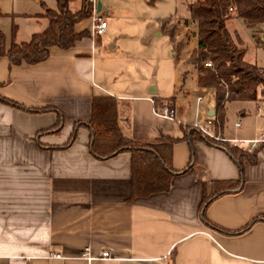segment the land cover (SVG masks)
<instances>
[{
    "label": "crops",
    "instance_id": "0c3cea01",
    "mask_svg": "<svg viewBox=\"0 0 264 264\" xmlns=\"http://www.w3.org/2000/svg\"><path fill=\"white\" fill-rule=\"evenodd\" d=\"M107 12L101 6L103 17ZM87 27L81 22L75 30ZM4 28L9 45L12 35ZM105 41L106 33L68 50L51 48L35 65L11 66L0 58V264H264V147L241 170L225 150L192 136L171 148L170 167L179 172L170 188L148 196L132 194L130 153L106 160L90 154L86 124L94 97L116 99L122 133L140 144L189 136L185 126L156 117L151 101L175 98L182 123L215 115L212 90L198 88L194 100L184 89L166 97L149 79L131 90L118 80L120 70L108 76L98 60L114 53L116 43L106 48ZM251 103L255 114L242 111L247 123L235 122L224 137L263 135L264 102ZM239 178V188L203 207L209 183Z\"/></svg>",
    "mask_w": 264,
    "mask_h": 264
},
{
    "label": "trees",
    "instance_id": "16d2710c",
    "mask_svg": "<svg viewBox=\"0 0 264 264\" xmlns=\"http://www.w3.org/2000/svg\"><path fill=\"white\" fill-rule=\"evenodd\" d=\"M154 1L151 0L150 4ZM55 2L56 10L45 8L41 16L47 20V27L41 33L33 34L28 41L15 42L14 29L11 43L7 45L6 37L0 31V58H7L11 66L35 65L49 57L51 48L68 50L89 38L86 30L76 32L75 27L90 18L91 4L84 1L81 10L72 12L70 0ZM229 9L233 11L231 14ZM187 10L189 24L195 29V46L186 62L196 71L197 86L214 92L212 131L223 138L228 103L264 102V68L244 61L245 51L229 33L226 22L233 17L239 18L251 29L264 24V0H190ZM167 33L174 41V33ZM156 102L157 106L166 103L162 100ZM47 110L43 108L34 112ZM79 125L77 123L75 129ZM86 127L90 130V154L93 157L106 160L122 152L130 153L133 196H148L170 188L173 175L179 172L170 167L171 148L179 142L192 141V136L225 150L241 170L243 161L254 164L258 151L264 147L263 143L253 151L244 150L227 142L211 140L187 127L188 134L185 133L189 136L181 139L162 138L158 143L140 144L124 136L119 126L117 101L108 96L93 98L91 117ZM241 180L209 183L203 207L211 199L239 188Z\"/></svg>",
    "mask_w": 264,
    "mask_h": 264
},
{
    "label": "rangeland",
    "instance_id": "374dc122",
    "mask_svg": "<svg viewBox=\"0 0 264 264\" xmlns=\"http://www.w3.org/2000/svg\"><path fill=\"white\" fill-rule=\"evenodd\" d=\"M84 1L70 0V10L78 12ZM189 1L155 0L150 4L151 0H95L96 4L100 3L108 9L105 16L107 29L104 46L108 48L110 44L116 43L115 54L107 52L98 60L99 64L107 66V75L120 70L118 80L129 82L131 90L142 80L149 79L156 83L160 94L167 95L166 97L173 96L174 90L184 89L190 91L189 98L194 100L199 88L196 71L187 62L180 61L182 57L189 56L195 46V38L191 37L195 29L189 24L187 10ZM45 8L56 10L55 0H0L2 15L0 25L6 27L4 29L7 35H10V32L12 35L15 29L14 36L17 35L19 39L24 38V41H27L31 32L41 33L46 28L45 18H35L36 14H44ZM82 22L88 23L85 29L89 34L87 40L97 42L98 37H92L90 32V18ZM226 27L239 46L244 49V61L264 68V24L251 29L246 27L241 19L233 17L226 22ZM168 31L174 33L173 38L177 45L174 46ZM174 47L181 48L180 53H177ZM176 74L179 81L175 79ZM116 76L115 74L107 80L111 82ZM171 100L164 101L175 103V98ZM260 105L263 111L260 114L262 116L260 126L262 122L264 128V103ZM255 109V104L251 102L228 103L224 129L228 128L233 132L231 128L235 122H240L242 125L247 123V120H241L240 113L249 111L253 116ZM260 126L259 132L264 131ZM223 138L230 140L224 135Z\"/></svg>",
    "mask_w": 264,
    "mask_h": 264
},
{
    "label": "built area",
    "instance_id": "2783aa9c",
    "mask_svg": "<svg viewBox=\"0 0 264 264\" xmlns=\"http://www.w3.org/2000/svg\"><path fill=\"white\" fill-rule=\"evenodd\" d=\"M88 4H91L92 6V14L90 16V32L92 37H102L107 29V22L105 17L96 10V2L95 0H85ZM233 11L232 9H229V14H231ZM195 30H193V33ZM193 38V35L191 36ZM202 98L198 97L196 102L199 103L201 102ZM153 108H152V113L159 118L169 120L171 122H175L179 125H183L187 128H190L192 130L197 131L204 137H207L211 140L214 141H219V142H227L233 146H237L242 149H247L248 151H253L257 147H259L260 144L264 143V136L262 135L259 137L257 140H252V141H245V140H225L224 138H220L216 136L212 128L214 126V120L213 118H206L203 122H193V123H182L176 118L175 114V103H165L162 106H157L153 101H151ZM236 127L239 126V124L235 125ZM85 253L84 255L87 257V259H91L92 257L89 255V249L88 247H85L84 249ZM102 257H109L108 251H103L102 252ZM54 258H62L60 254H54Z\"/></svg>",
    "mask_w": 264,
    "mask_h": 264
},
{
    "label": "water",
    "instance_id": "95a60500",
    "mask_svg": "<svg viewBox=\"0 0 264 264\" xmlns=\"http://www.w3.org/2000/svg\"><path fill=\"white\" fill-rule=\"evenodd\" d=\"M96 10H97V12H100L101 11V4L100 3H97L96 4ZM211 116H214V112H212V115Z\"/></svg>",
    "mask_w": 264,
    "mask_h": 264
}]
</instances>
